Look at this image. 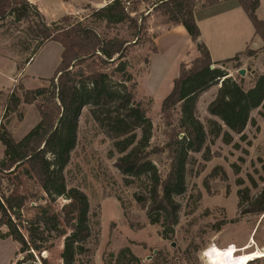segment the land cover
<instances>
[{
	"label": "trees",
	"instance_id": "1",
	"mask_svg": "<svg viewBox=\"0 0 264 264\" xmlns=\"http://www.w3.org/2000/svg\"><path fill=\"white\" fill-rule=\"evenodd\" d=\"M220 1L157 0L154 11L169 23L184 27L197 43L200 56L190 66L180 64L179 76L162 104L167 142L162 148H152L149 108L136 99V84L127 71L126 61L131 47L149 33L150 15L133 17L128 12L127 0H114L92 10V16L84 19L69 15L48 23L28 0H0V23L10 18L16 23H27L30 35L41 40L39 50L52 42L62 47L60 64L47 85L30 91L20 86L17 90L23 91V96L13 91L7 106L8 112H16L21 104L35 105L40 122L21 141H16L3 124L0 126V143L5 147L0 159V228H8L9 237L20 245V255L24 257L17 264H52L42 256L48 251L45 228L50 218L42 214L23 220L21 213L30 199L18 192L23 178L40 187L51 203L67 201L61 220L70 233L64 239L62 264L90 262L92 249L88 244L94 235L90 201L83 191L69 187L66 177L78 144L80 118L88 107L96 123L115 141L121 155L115 167L127 185L133 183L132 179L148 178V194L136 195V200L147 210L150 224L163 227L164 239L174 234L181 210L177 198L187 192L191 155L204 153V160L210 161V137L222 138L225 145H232L234 136L244 140L247 127L256 125L252 114L264 109V72L257 75L252 87L245 89L242 80H234L227 72L213 67L235 62L240 55L214 64L209 49L200 42L195 12ZM238 1L254 27L255 36L264 43V21L257 15L259 0ZM90 17L95 21L92 24H105L107 30L127 24L133 39L102 36L86 24ZM150 42L151 52L157 54L156 44ZM248 56L252 58L254 53L248 52ZM219 85L207 109L215 118L209 120L207 131L197 117V106L205 93ZM163 155L169 161L165 175L153 162V158ZM244 201L249 204L243 215L264 214V189L252 201L249 196L242 198L241 205ZM24 223L26 234L21 231ZM117 264H140V260L130 248H124Z\"/></svg>",
	"mask_w": 264,
	"mask_h": 264
},
{
	"label": "rangeland",
	"instance_id": "2",
	"mask_svg": "<svg viewBox=\"0 0 264 264\" xmlns=\"http://www.w3.org/2000/svg\"><path fill=\"white\" fill-rule=\"evenodd\" d=\"M260 1L258 17L264 21V0ZM156 3L157 0H127L126 6L133 17L150 15L149 26L152 16H161L154 11ZM85 16H92V10H88ZM93 21L90 17L86 24L95 27L102 36L133 39L127 24L107 30L105 24L94 25ZM28 31L27 23H16L11 18L0 23V87H10L16 68L18 71L13 79L15 88L0 89L2 124L13 131L14 138L19 141L40 122V115L35 105L27 104H21L16 112H8L10 96L20 86L24 90L46 86L44 81L53 77L62 53V47L57 43L41 48L26 68L23 87L21 70L39 50L41 42ZM150 40L153 39L148 33L131 47L126 58L127 71L136 84V99L149 108L148 117L153 126L150 145L162 148L167 142L161 115L163 101L171 93L174 79L178 77V59H195L196 50L178 38L177 47L167 49L163 46L162 54L153 58L150 66L147 63L153 55ZM248 50L235 62L213 66L227 72L234 80H242L245 89L252 87L254 79L264 68V43H252ZM248 52L254 53L252 59H249ZM117 63L112 64L110 71ZM191 63L186 64L190 66ZM241 70L245 71L244 76L240 75ZM219 88L220 85L213 90ZM17 92L23 96V91ZM213 94L211 90L204 94L197 106V117L207 131L209 120H215L207 111ZM252 118L256 125L247 127L244 140L241 136H234V143L225 145L222 138L208 139L210 161L204 160V153L191 155L187 192L177 198L181 205L179 223L174 234L164 239L163 227L151 225L147 210L136 200V195L148 194V178L132 179L133 183L127 185L125 177L115 167L121 156L115 141L96 123L91 109L85 108L79 123L78 144L66 177L69 187L83 191L91 205L94 235L88 244L92 255L87 264H117V257L124 248H130L140 264H208L204 255L213 246L221 250L237 249V256L264 250V214L243 215L249 203L244 201L241 205L242 198L249 196L252 201L264 189V109L255 111ZM137 135L140 138L141 132L138 131ZM153 162L165 175L169 166L167 156L155 157ZM18 192L30 196L21 213L24 221L42 214L50 218L45 228L48 251L42 256L52 264H62L64 239L70 233L61 220L67 201L59 199L51 203L40 187L25 178ZM24 227L25 223L21 231L26 234ZM248 245H252V249L241 251ZM23 257L20 245L9 237L8 228H0V264H17ZM249 264H264V258L254 259Z\"/></svg>",
	"mask_w": 264,
	"mask_h": 264
},
{
	"label": "crops",
	"instance_id": "3",
	"mask_svg": "<svg viewBox=\"0 0 264 264\" xmlns=\"http://www.w3.org/2000/svg\"><path fill=\"white\" fill-rule=\"evenodd\" d=\"M28 1L39 9L40 13L43 15V17L47 22L52 23V22H57L61 20L63 17L69 15L78 18H83V17L86 18L85 13L88 10L101 9L107 6L108 4H111L114 0H28ZM259 3L260 5L257 10V15H260V9H261L260 0ZM195 20L201 31L200 42L204 43L209 49L214 64L222 63L224 61L233 59L238 55H240L239 57L243 56L252 43H254V45L261 43L262 45L263 41L255 36L254 27L251 21L249 20L247 14L241 7L238 0H222L213 6L203 9H198L195 12ZM149 35H151L154 43L158 48V53L153 54L150 59V66H152V59L155 57H159L162 54L163 46H165V48L167 49L176 48L178 38H180L186 44H188V46L191 47L193 51L196 50L195 59H197L200 56L197 49V43L191 40L185 28L180 25L169 23L165 17L160 16L158 18H155L154 16H152L149 23ZM35 56L36 55H34L30 59V61L26 64L25 68L21 70L20 75L21 78L23 79V87H25L24 75L26 68L30 65V63H32ZM252 58L249 57V59ZM195 59H190V60H184L183 58L178 59L177 61L178 68H180L181 63H184L185 61H186L185 63H191ZM16 72L18 73L17 68H16ZM16 72L15 74H13L12 78L10 79V87H8L7 89L0 87L1 90H8L11 88L13 89L15 88L16 85H14L13 79L14 76L17 74ZM263 72H264V68L260 71L259 74H262ZM218 90L219 89H216L214 91L213 88L211 89V91H213L214 93L211 102L216 97ZM25 91H30V90H25ZM2 123H3V112L0 110V126L2 125ZM8 131L13 135V137L15 136V133L13 131H11L10 129ZM22 139H20V141ZM15 140L19 141L17 139ZM4 152H5V147L0 143V159L4 157Z\"/></svg>",
	"mask_w": 264,
	"mask_h": 264
},
{
	"label": "bare ground",
	"instance_id": "4",
	"mask_svg": "<svg viewBox=\"0 0 264 264\" xmlns=\"http://www.w3.org/2000/svg\"><path fill=\"white\" fill-rule=\"evenodd\" d=\"M252 249V245L246 246L243 252ZM237 249H225L221 250L216 246L211 247L205 252V259L208 264H249V262L254 259L264 258V250H258L249 254H244L243 256H237Z\"/></svg>",
	"mask_w": 264,
	"mask_h": 264
},
{
	"label": "water",
	"instance_id": "5",
	"mask_svg": "<svg viewBox=\"0 0 264 264\" xmlns=\"http://www.w3.org/2000/svg\"><path fill=\"white\" fill-rule=\"evenodd\" d=\"M240 75H241V76H244V75H245V71H244V70H241V71H240Z\"/></svg>",
	"mask_w": 264,
	"mask_h": 264
}]
</instances>
